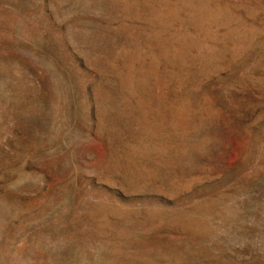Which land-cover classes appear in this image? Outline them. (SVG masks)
<instances>
[{"label": "rangeland", "instance_id": "374dc122", "mask_svg": "<svg viewBox=\"0 0 264 264\" xmlns=\"http://www.w3.org/2000/svg\"><path fill=\"white\" fill-rule=\"evenodd\" d=\"M0 264H264V0H0Z\"/></svg>", "mask_w": 264, "mask_h": 264}]
</instances>
